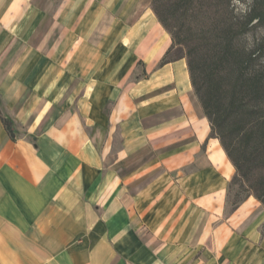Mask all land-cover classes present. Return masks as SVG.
<instances>
[{
	"label": "crops",
	"instance_id": "1",
	"mask_svg": "<svg viewBox=\"0 0 264 264\" xmlns=\"http://www.w3.org/2000/svg\"><path fill=\"white\" fill-rule=\"evenodd\" d=\"M22 2L46 6L0 45V264H264V207L227 213L235 168L152 0Z\"/></svg>",
	"mask_w": 264,
	"mask_h": 264
},
{
	"label": "trees",
	"instance_id": "2",
	"mask_svg": "<svg viewBox=\"0 0 264 264\" xmlns=\"http://www.w3.org/2000/svg\"><path fill=\"white\" fill-rule=\"evenodd\" d=\"M171 36L160 66L185 59L193 91L235 175L234 212L253 196L264 207V0L238 14L233 0H152ZM260 37L249 45L248 35ZM0 117L10 138L13 122Z\"/></svg>",
	"mask_w": 264,
	"mask_h": 264
},
{
	"label": "rangeland",
	"instance_id": "3",
	"mask_svg": "<svg viewBox=\"0 0 264 264\" xmlns=\"http://www.w3.org/2000/svg\"><path fill=\"white\" fill-rule=\"evenodd\" d=\"M14 2L15 0H0V45L12 42L23 45L27 42L28 36L34 34L40 27V17L43 14V12L41 13V9L44 10L46 5L40 6L36 4H25L23 2L15 4ZM253 2L254 0H233L238 14L246 13ZM57 7L61 6H54L53 12L51 11L50 13H55ZM105 23L103 21L101 22L100 29L104 28ZM24 33L25 36L22 37L21 35ZM261 34H263L262 31L256 36L252 34L248 35L246 38L247 43L249 45L253 44L254 39L260 37ZM100 39L99 36L95 37L97 41ZM242 197H244L243 193L239 197L236 196V190L229 197L227 193V213L231 212L233 202Z\"/></svg>",
	"mask_w": 264,
	"mask_h": 264
}]
</instances>
